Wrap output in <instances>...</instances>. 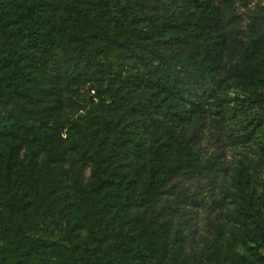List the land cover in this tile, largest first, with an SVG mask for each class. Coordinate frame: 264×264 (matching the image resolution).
<instances>
[{
    "label": "trees",
    "instance_id": "obj_1",
    "mask_svg": "<svg viewBox=\"0 0 264 264\" xmlns=\"http://www.w3.org/2000/svg\"><path fill=\"white\" fill-rule=\"evenodd\" d=\"M51 1L0 0V206L8 212L0 213V255L8 264H245L226 236L231 222L248 221L264 238L262 210L247 164L221 158V124L209 118V103L250 85L264 103V61L261 70L256 57L264 51L262 0H78L84 8L72 13L81 31L70 32L59 0ZM88 44L103 58L110 48L134 53L149 71L119 73L78 125L76 144L92 167L81 226L60 242L40 240L21 223L29 193L16 197L14 175L24 152L37 198L34 141L45 146L48 166L70 162L65 141L44 139L43 127L63 114L76 69L91 75ZM212 138L219 150L209 153ZM202 210L219 215L204 248L193 224ZM93 239L113 243L104 256L90 254Z\"/></svg>",
    "mask_w": 264,
    "mask_h": 264
},
{
    "label": "rangeland",
    "instance_id": "obj_2",
    "mask_svg": "<svg viewBox=\"0 0 264 264\" xmlns=\"http://www.w3.org/2000/svg\"><path fill=\"white\" fill-rule=\"evenodd\" d=\"M46 1L49 4L52 3L51 0ZM59 4L60 11L57 14L59 16L63 13L65 20L62 22V26L65 30L67 32L81 31L76 15L72 12L73 8L83 10V5H79L78 0H69L68 2L59 0ZM262 5L264 6V0H262ZM56 22L60 23L61 19L58 18L52 25H56ZM95 49L98 47L91 44L86 45V50L91 52L90 55L95 62L90 70L91 75L88 76L81 68L76 69V75L66 87L67 103L63 114L53 117V121L44 124L43 127L44 139L51 134L57 145H62V142L65 141V148L72 155L70 162L63 165L57 164L54 168L53 164L48 166L45 146H41V143L35 141L30 144V146L34 145L32 148L34 162L37 161L35 170L38 183L33 187L37 198L33 197L31 191L29 159L24 152L15 171L14 194L19 197L25 191L29 193L27 217L21 223L28 231V235L40 240L60 242L61 237L73 224L81 226V216L86 207L87 187L91 181L92 167L90 163L86 164L84 161L90 153L85 149L80 150L76 144L77 141L80 142L77 134L78 125L88 118V113L95 110L102 98L111 93L108 88H111V83L119 79V73L126 71L135 73L147 69L141 65L134 53L118 52L110 48L108 57L103 58L99 51H94ZM256 57L262 70L264 51H256ZM106 59L111 60L112 65L101 64ZM103 68L105 73L99 76L98 71ZM147 70L149 71V69ZM95 87L103 88V91L99 92V96H97L98 92ZM256 88V85H250L240 90L228 89L220 102L210 101L209 118L221 124L218 132L222 140L220 145L224 147L221 157L224 159V163L233 168L240 160L247 164L254 180V199L260 203L264 221V103L253 99ZM71 137L74 142L70 139ZM101 139L102 134H99L96 136L95 142L98 143ZM47 146H50V143ZM218 146V141L212 138L207 144V149L209 153L217 152ZM2 152L3 143L0 142V153ZM229 175L231 179L234 178V171H230ZM4 190V183L0 176V193ZM46 192L49 195L46 198H41V195ZM2 198L9 199L4 194ZM15 199L18 203L19 198ZM206 200L208 201L210 198H206ZM208 212L209 210H202L193 218L195 240L201 242L203 248L207 246L205 237L213 230L209 222L215 225L219 219L218 211H213L210 217H208ZM0 213L5 217L8 213L7 208L1 205ZM20 221L21 218L19 223ZM125 223L121 224L128 228L129 225L127 222ZM230 225L226 237L231 241L232 249L243 256L245 264H264V238L257 235L255 225L248 221L246 228H242L235 222H231ZM78 232L83 237L85 229H78ZM81 242L82 239L78 238L75 244ZM112 243L111 240L93 239L89 241L86 250L90 254L104 256L108 246ZM9 260V257L0 255V264H8ZM11 261L14 262L15 259ZM49 264H57V262L52 260ZM205 264L211 263L206 260Z\"/></svg>",
    "mask_w": 264,
    "mask_h": 264
}]
</instances>
